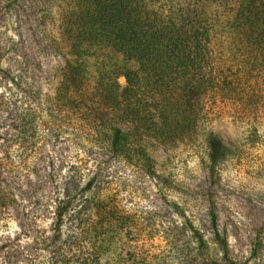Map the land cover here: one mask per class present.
<instances>
[{
	"label": "rangeland",
	"instance_id": "374dc122",
	"mask_svg": "<svg viewBox=\"0 0 264 264\" xmlns=\"http://www.w3.org/2000/svg\"><path fill=\"white\" fill-rule=\"evenodd\" d=\"M76 4L0 0V264H227L211 237L213 203L229 259L264 264V95L209 98L200 132L171 145L141 135L131 157L118 154L111 124L133 123L59 95L78 73L91 99L98 67L122 59L79 36ZM220 48L217 68L240 60ZM179 210L205 231V255Z\"/></svg>",
	"mask_w": 264,
	"mask_h": 264
},
{
	"label": "trees",
	"instance_id": "16d2710c",
	"mask_svg": "<svg viewBox=\"0 0 264 264\" xmlns=\"http://www.w3.org/2000/svg\"><path fill=\"white\" fill-rule=\"evenodd\" d=\"M74 1L79 36L90 44L110 47L122 59L98 67L97 92L91 99L85 100L79 92L78 73L68 77L71 85L63 87L59 95L64 100H77L78 106L89 105L96 115H118L133 123L125 131L115 117V124H111L114 152L131 157L141 135H159L171 145L185 133L200 132L209 117V98L244 96L245 104L255 96L263 99L264 0ZM221 10L229 15L228 28L222 35L217 31ZM220 46L239 53L235 67L217 68L214 49ZM120 75L127 79L124 88L117 81ZM71 87L74 94L66 97ZM81 109L78 107L80 113ZM211 148L213 164L219 148L215 143ZM178 213L196 250L205 255V231L185 212ZM208 218L212 240L227 264H236L228 257L214 203L208 209Z\"/></svg>",
	"mask_w": 264,
	"mask_h": 264
}]
</instances>
